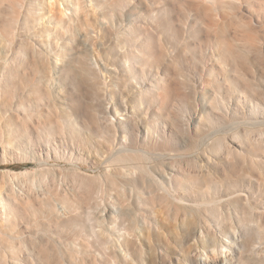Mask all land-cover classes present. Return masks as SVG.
Wrapping results in <instances>:
<instances>
[{
  "label": "rangeland",
  "instance_id": "1",
  "mask_svg": "<svg viewBox=\"0 0 264 264\" xmlns=\"http://www.w3.org/2000/svg\"><path fill=\"white\" fill-rule=\"evenodd\" d=\"M261 257L264 0H0V264Z\"/></svg>",
  "mask_w": 264,
  "mask_h": 264
},
{
  "label": "bare ground",
  "instance_id": "2",
  "mask_svg": "<svg viewBox=\"0 0 264 264\" xmlns=\"http://www.w3.org/2000/svg\"><path fill=\"white\" fill-rule=\"evenodd\" d=\"M201 2H204V0H201ZM190 5V7H191V5L192 4H189ZM200 5V4H199ZM193 6V5H192ZM197 6V5H196ZM198 7V6H197ZM201 11V10H200ZM203 12V11H202ZM209 14V13H208ZM207 16V15H206ZM218 25V24H217ZM220 25V24H219ZM222 28H224L223 26H222ZM213 29V28H212ZM207 30H209V29H207ZM223 30V32H224V29H222ZM215 32V31H214ZM208 33V32H207ZM238 33V32H237ZM237 33H235V35H236V37H235V43H238L239 45H242L243 47H245L246 46V43H245V41L243 40V38H242V36L241 35H237ZM240 34V33H239ZM209 35V34H208ZM218 36V35H217ZM214 39H215V37H213ZM217 38V37H216ZM224 41V40H223ZM220 44V43H219ZM231 50V49H230ZM253 110L255 109V108H252ZM102 119H104V118H102ZM94 124V123H93ZM254 126H257V125H254ZM99 127H101V130L104 132V133H114V132H116V129H114V123H112L111 121H110V118L109 117H107L106 116V118H105V123L103 122V123H101L100 124V126ZM8 143V142H7ZM4 150V149H3ZM2 150V151H3ZM122 151V150H121ZM121 151L120 150H118V151H116V152H114V154L113 155H120V153H121ZM4 152V151H3ZM124 152V151H123ZM91 155V154H90ZM213 211H218V209L217 210H213ZM215 213V212H214ZM217 214V213H216ZM246 225V224H245ZM230 236V235H229ZM231 237V239L233 238L232 236H230ZM230 237H227V242L226 241H223V240H217V239H215L214 240V250H218V249H221V250H223V249H228L229 248V245H231V244H233V240H231L230 239ZM127 240H130V237L129 236H127V239H126V241ZM122 242H125V241H123L122 240ZM222 254H226V253H224V252H222ZM226 256V255H225ZM264 257H261V259H263ZM206 259H207V256H206ZM205 259V260H206ZM227 263V262H226ZM203 264H206V262H204ZM232 264V263H231Z\"/></svg>",
  "mask_w": 264,
  "mask_h": 264
}]
</instances>
